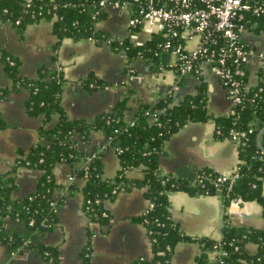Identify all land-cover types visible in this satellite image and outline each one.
Here are the masks:
<instances>
[{
  "label": "crops",
  "instance_id": "0c3cea01",
  "mask_svg": "<svg viewBox=\"0 0 264 264\" xmlns=\"http://www.w3.org/2000/svg\"><path fill=\"white\" fill-rule=\"evenodd\" d=\"M106 12L107 17L96 25V30L115 40L127 39L131 20L129 14L114 8H108ZM12 27L11 23L0 20V89H11L14 85L13 79L5 72L4 53L21 62L20 71L25 78L35 79L41 65L52 70L60 68L64 78L62 105L72 120L91 122L100 114L110 113L118 102L126 99V120L132 122L142 106H154L165 92L178 83L174 68L176 55H167L168 64L157 68L142 58L129 63L126 53L119 54L107 44H98V47L92 40L64 39L58 55L52 57L48 48L54 46L58 39L51 22L30 25L23 37L17 32L16 35ZM243 41L251 51L248 86L253 88L258 85L261 75L264 76L259 58L264 51V33L248 31ZM196 43L191 42V46ZM174 57L176 60L172 62ZM153 71L163 74L164 84L152 90L147 87L146 92L142 79ZM91 78L102 82L105 87L90 90L84 83ZM202 83L206 85L208 113L213 118L232 115L234 110L228 99V89L207 65L202 66L199 76L190 75L181 82L175 103L187 95H197ZM164 86H169L166 91ZM28 98L29 93L22 89L0 102V114L7 124L6 129L0 130V174L7 179L15 177L14 199L36 192L42 176L39 170L18 166V160L28 155L44 125L52 129L59 122L58 116L47 124L43 117L30 116L25 106ZM73 140L75 148L83 153L91 154L96 149L105 148L101 157L104 178L116 177L121 169L120 160L103 133L94 132L88 142L81 140L79 135H75ZM165 152L160 159V174L190 183H194L204 170L230 176L240 164L237 145L230 139L217 138L214 119L186 124L166 142ZM74 174V168L68 164H60L54 169V178L60 189L69 185V177ZM127 176L141 180L144 173L132 170ZM85 185L86 180L77 177L73 190L61 202L54 229L38 234L26 253L13 259L9 248L0 244V264H85L83 252L89 243L90 264H132L141 257L152 258L153 247L148 230L138 220L150 207L146 190L133 188L121 192L114 201H107L104 206L110 222L103 224L91 222L84 211ZM169 198L172 221L182 234L193 239L175 248L171 264H197L202 253L201 240L221 241L227 222L236 227L264 231V205L258 202L243 203L239 214L228 216L222 190L213 194L175 191L169 194ZM7 228L20 236L28 235L23 223L8 219ZM42 248L57 250L59 262L45 258ZM246 249L250 255L258 252V246L253 243ZM214 261L215 255L211 254L209 264H214Z\"/></svg>",
  "mask_w": 264,
  "mask_h": 264
},
{
  "label": "trees",
  "instance_id": "16d2710c",
  "mask_svg": "<svg viewBox=\"0 0 264 264\" xmlns=\"http://www.w3.org/2000/svg\"><path fill=\"white\" fill-rule=\"evenodd\" d=\"M100 1L32 0L28 4L27 0H0V20L11 23L21 37L30 25L42 21L51 22L58 39L54 45L56 51L64 39L93 40L96 44L110 40L111 49L126 53L129 63L135 61L139 53H143L144 58L157 68L168 64L167 55L162 54L159 49L162 40L152 39L147 41L144 47L138 48L129 38L118 41L106 33L97 31L96 25L107 17L106 10L99 7ZM247 1L251 4H264V0ZM245 19L248 22V31L264 33V16L245 13ZM253 25L257 26L252 28ZM2 60L5 63V72L13 79L14 85L11 89H0V102L7 99L11 93L25 89L29 93L25 106L30 116L43 117L45 124L54 116L59 117V122L54 128L47 129L44 125L40 129L38 140L28 155L17 162L18 166L25 165L42 172L36 192L22 199H14L12 194L16 189L15 177L7 179L5 175L0 174V244L7 246L9 250L23 246L26 241H29L30 248L38 234L54 229L57 215L51 210V201L60 190L54 178V169L60 164H68L74 168V175L86 180L83 188L84 211L91 222L109 224L110 219L104 206L107 201H114L121 192L133 188L145 189L153 207L138 220L151 232L153 256L141 257L132 264H171L175 248L180 243L193 239L182 234L172 221L169 194L175 191L213 194L217 191L213 180L220 176L204 170L201 173L209 179L205 181L204 186H196L189 181L160 174V159L166 153V142L190 122H207L214 119L221 132L217 135L218 139H229L232 130L247 132L250 125H254L253 133L243 139L245 145L238 147L241 177L233 185L230 194L225 196V203L226 207L234 200L241 201L242 204L258 202L264 205V153L258 144V136L264 129L263 75L260 77V85L250 88L247 95L250 99L257 98V101L245 109L235 108L229 117L213 118L208 113L206 85L202 83L197 95H187L177 104L173 92L167 95L171 89L154 106H142L132 125L126 120V99L118 102L110 113L100 114L91 122L83 119L72 120L62 105L64 78L60 68L52 70L46 65H41L37 77L29 79L21 75V62L17 58L4 53ZM10 61L15 64L11 65ZM245 81L248 84V76ZM181 82L178 83L179 86ZM84 84L90 90L105 87L102 82L93 78L86 80ZM92 84L95 85L93 88ZM260 88L263 90L260 91ZM151 116L155 117L153 121ZM6 128L7 124L0 114V130ZM97 131L103 133L110 147L119 150L117 154L121 169L113 179L104 178V165L101 161L104 151L89 164L87 172L84 165L91 154L80 152L74 146L75 135L88 142ZM261 143L264 149V135ZM100 150L101 148L96 149L95 152ZM132 170H141L144 177L141 180L128 178L127 173ZM227 187L228 184L223 185L225 193ZM73 188L71 186L70 191ZM62 201L63 199L59 200L60 206ZM88 206L90 211H86ZM8 219L23 223L28 229V235L20 236L9 230ZM201 241L202 253L197 264H209L211 254L215 255V264H264L262 230L236 227L227 222L220 242L209 239ZM251 243L258 246L255 255L247 252L246 248ZM90 246L89 243L83 252L85 264H90ZM219 251H224L227 255L219 257ZM42 253L48 260L59 262L57 250L42 248Z\"/></svg>",
  "mask_w": 264,
  "mask_h": 264
},
{
  "label": "built area",
  "instance_id": "2783aa9c",
  "mask_svg": "<svg viewBox=\"0 0 264 264\" xmlns=\"http://www.w3.org/2000/svg\"><path fill=\"white\" fill-rule=\"evenodd\" d=\"M31 2L32 0H27L28 4ZM99 7L103 10L119 9L129 14L131 20L128 38L136 47L142 48L147 41L152 39L162 40L159 44L161 53L173 54L177 57L174 68L178 75V83L190 75L200 74L202 66L207 65L228 89V99L234 111L237 107L245 109L249 104L253 105L257 101V98L247 97L250 87L245 79L248 76L251 51L244 43L243 36L249 30L245 13L262 17L264 16V4L260 2L251 4L247 0H101ZM256 26L253 25L252 28ZM193 41L197 43L192 47L191 42ZM105 44L111 48L112 42L108 40ZM138 58L145 59L144 54L139 53ZM259 58L264 69V51L259 54ZM10 64L15 63L10 61ZM128 72L131 73V70ZM260 81L257 86L260 85ZM178 83L167 95L173 92L176 96L180 90ZM94 86V84L91 85L92 88ZM262 90L260 88V91ZM151 119L154 120L155 117L151 116ZM134 120L129 123L133 125ZM253 131L254 125H250L247 132L232 130L229 139L237 147L244 146L243 139ZM219 134L221 132L216 127V136ZM104 150L105 148L102 147L100 151H94L87 158L84 165L87 172L89 164ZM240 170L239 164L232 175H220L214 179L213 183L217 190H222L225 196H228L233 185L241 177ZM76 179V175L69 177V185L61 188L58 196L56 195L51 201V210L54 214L58 215L59 200L67 196ZM208 179L209 177L200 173L194 185L204 186ZM225 184H228L226 193L223 190ZM241 206V201H231L226 207L227 215L239 214ZM152 207L153 205L150 204L149 209ZM90 210L88 206L86 211ZM148 235L150 236L151 232L148 231ZM220 246L221 243L218 244V247ZM28 249L29 241H26L23 246L10 250V256L14 259L26 253ZM226 255L224 251L218 252L219 257Z\"/></svg>",
  "mask_w": 264,
  "mask_h": 264
},
{
  "label": "rangeland",
  "instance_id": "374dc122",
  "mask_svg": "<svg viewBox=\"0 0 264 264\" xmlns=\"http://www.w3.org/2000/svg\"><path fill=\"white\" fill-rule=\"evenodd\" d=\"M43 22H46V23H48L47 21H43ZM13 28V27H12ZM14 30V33L17 35V33H16V31H15V29H13ZM103 44H105V43H103ZM96 46H100V45H98V44H95ZM106 45V44H105ZM105 45H102V46H105ZM59 50V49H58ZM48 51H49V53L51 54V56L52 57H54V56H57L58 55V53H59V51H56L55 49H54V46H52V47H49L48 48ZM119 54H122L123 55V53L122 52H118ZM175 57L173 58V61L172 62H175ZM163 81H164V79H163V74L162 73H159V72H152V73H148V75H146L143 79H142V82H143V85H144V87H145V90H146V92H147V90L149 89V90H152L154 87H156L157 85H161V84H164L163 83ZM176 85H174L171 89H173L174 87H175ZM147 87H148V89H147ZM167 87H169V86H164V89H165V91H166V89H168ZM128 88V87H127ZM161 88H163L162 86H161ZM170 89V90H171ZM23 90H25V89H23ZM169 91V90H168ZM167 91V92H168ZM167 92H165V93H167ZM135 113V112H134Z\"/></svg>",
  "mask_w": 264,
  "mask_h": 264
},
{
  "label": "water",
  "instance_id": "95a60500",
  "mask_svg": "<svg viewBox=\"0 0 264 264\" xmlns=\"http://www.w3.org/2000/svg\"><path fill=\"white\" fill-rule=\"evenodd\" d=\"M264 135V129L260 132L259 136H258V144H259V147L262 149L263 153H264V149H263V146H262V143H261V140H262V136Z\"/></svg>",
  "mask_w": 264,
  "mask_h": 264
}]
</instances>
